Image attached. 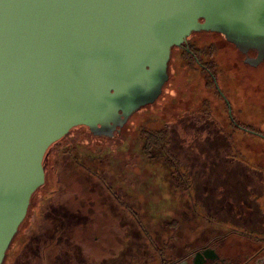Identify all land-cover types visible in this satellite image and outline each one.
Masks as SVG:
<instances>
[{
  "label": "rangeland",
  "instance_id": "obj_1",
  "mask_svg": "<svg viewBox=\"0 0 264 264\" xmlns=\"http://www.w3.org/2000/svg\"><path fill=\"white\" fill-rule=\"evenodd\" d=\"M214 48V61L202 58L209 71L217 64L209 78L213 89L196 65L178 61L175 50L164 98L132 113L125 123L130 127L120 129L125 134L109 139L77 127L48 150L46 181L20 238L33 230L38 250L21 264H104L102 250L116 244L119 257L106 264H177L214 236H224L233 258L263 246L264 139L228 129L232 116L240 129L264 133V66L245 71L239 53L222 43ZM192 110L202 117L193 123L186 115ZM166 125L173 156L161 148L145 153L138 129ZM48 228L60 232L58 250L50 248ZM69 244L80 249L71 259Z\"/></svg>",
  "mask_w": 264,
  "mask_h": 264
},
{
  "label": "water",
  "instance_id": "obj_2",
  "mask_svg": "<svg viewBox=\"0 0 264 264\" xmlns=\"http://www.w3.org/2000/svg\"><path fill=\"white\" fill-rule=\"evenodd\" d=\"M202 30L264 61V0H0V264L48 150L77 127L119 133L161 94L172 49Z\"/></svg>",
  "mask_w": 264,
  "mask_h": 264
},
{
  "label": "trees",
  "instance_id": "obj_3",
  "mask_svg": "<svg viewBox=\"0 0 264 264\" xmlns=\"http://www.w3.org/2000/svg\"><path fill=\"white\" fill-rule=\"evenodd\" d=\"M203 36H207V38H211L212 37L213 39H210V40L208 39V40L205 41L203 39ZM190 37H195L196 39L191 40ZM208 41H210V42L212 41L211 44H209L210 42H208ZM215 42L216 43L225 44L226 46H228V49L232 50V52L239 53L241 55V59H243L245 56L248 55V52H247V54L242 53L233 43L229 42L222 34L217 33V32H211V31H203V30L192 33L187 38V40L182 44V47H174L172 49V52H171L173 54V52L175 50H180L179 58H178L179 60L178 61L181 60L182 63H185L187 65H192V64L196 65L198 67L201 75H202V79H204V76L205 75L208 78V79H206L208 82L205 81V86L206 85L209 86L208 89H210V88L213 89V83L214 82H211V79H209V78L210 77L214 78V76H216V74H217L216 73L217 72L216 71L217 64H216V62L212 63V65H213L212 70L213 71H209L210 68L205 64L204 61H202V58L204 56H207L211 60V58L214 57V55H216V52H215L216 50L214 48L215 47ZM211 49L213 51L212 52H209V50H211ZM250 52L256 53V51L253 50V49H251ZM212 61H214V60H211V62ZM241 62H242V60H241ZM262 63H264V61ZM262 63H260V65L258 67H251V66H248V65L243 64V63L241 65L242 66H245L244 67L245 68V71H246V69L247 70H249V69L257 70L259 68H263V65L264 64H262ZM167 73H168V78L165 81L164 85L162 86V92L159 95V97L157 98V100L155 102H153L152 104H148V105L143 106L139 110H141V109L145 110L149 106L150 107L151 106L154 107V106H156V104L160 103V101H161L160 99H163L164 98L162 95H163V92H164V89H165L166 85L169 84L168 82H169V78H170L169 77V65H168V72ZM217 97H218V100H220V102H221V97L222 96L221 97L220 96H217ZM204 101H206V100H204ZM221 104L223 105L222 102H221ZM162 108H163V105H162V107H159V108L155 109V111L159 112V111H161ZM200 113H197L196 114L193 110L192 111H189V113L186 114L187 115V121L193 123L194 120H195V118H198V117L199 118H202L200 115H198ZM210 115H211V112L208 111V116H210ZM233 118H232V116L230 117L231 121L229 123H230L231 129H228V132L235 133V132H239L238 130H241L245 134H248L249 136L260 137L261 139H264V137H262L264 135L263 132L256 131V130H253V129L247 130L249 128V126H246V127L243 126L244 129L242 130V129L239 128L240 126H239L238 122L236 121V118H234V119ZM137 125H139V124H137ZM126 126H129V123L125 124L122 128H126ZM124 130L125 129H123L122 132H120V133L116 132V135L117 136H121V135L125 134ZM252 131L256 132L257 134L253 133ZM137 132L138 133L140 132L139 135H142L143 137H145V149H144L145 150V153L150 152V150L153 149V148H161V149H163L166 152L167 155L173 156L172 154L169 153L170 151L167 150V149H169L168 148L169 147V145H168L169 144V132H168V126L167 125L165 127L163 126V127L159 128V129L157 128L156 130H149L147 128L141 127L140 129H138ZM64 139H66V138H64ZM64 139H62V140H64ZM109 139H111V138H109ZM67 151L68 152H72L73 149L67 150ZM47 155H48V152H47L46 156ZM46 156H45V159H44V162H43V165H44V169L45 170H46V160H47L46 159ZM78 163L80 164V162H78ZM180 172H178V169L176 170V173H179L180 174ZM180 176H181L180 178H183L182 173H181ZM182 181H183V179H182ZM36 194H37V192L34 194L28 210H30L32 208L33 202L35 201ZM38 198H39V196H38ZM47 198H45V201H48ZM46 205H49V204H43L41 206V209H43ZM27 218L28 217L26 216L25 219L20 224L17 233L13 237V239H12V241H11L8 249H7V252H6V255L4 257V260H3L2 264H16V263L17 264H21L23 262H26L27 259H29L31 255H33V253H37V250H38L37 244H34V241H33V235H32L33 230H31V229L29 230V235L28 236L27 235H24L25 241H24V238L22 240L20 239L21 237H23V233H22L23 231L22 230H23V227H24V224H25V221L27 220ZM37 222H39V221H37ZM37 225L40 226V223H37ZM38 226H37L36 231L37 232L38 231L41 232V230L38 229L39 228ZM49 229L50 228H48V230ZM55 230H57V229H55ZM46 232L47 231H45L44 234ZM59 233L60 232H56L55 233L54 229L53 230L52 229L49 230L48 231V234L46 233L47 235L50 234V236H51V239H50V242L49 243L51 245L50 248H52L53 251L58 250V248H59V243H58V238L60 236ZM94 241H96V240L94 239ZM73 242H77V241L71 240V243H73ZM69 246L71 247V250H72V251H68L69 252V257L71 259V258H73V256L76 255V253L80 249H76L75 248L77 246V244H69ZM74 253H75V255H74ZM187 254H185V255H187ZM77 255H79V254H77ZM76 258H77V256H76Z\"/></svg>",
  "mask_w": 264,
  "mask_h": 264
},
{
  "label": "flooded vegetation",
  "instance_id": "obj_4",
  "mask_svg": "<svg viewBox=\"0 0 264 264\" xmlns=\"http://www.w3.org/2000/svg\"><path fill=\"white\" fill-rule=\"evenodd\" d=\"M180 47H182V45ZM250 51L251 50L248 51L247 56L250 58L256 57L257 53ZM247 56H245L242 61L244 64L251 66L244 62ZM223 238L224 236L211 237L204 244L194 248L187 255L182 256V261L177 264H264V241H262L263 246L261 245V247L257 249H251V252L246 253L241 258H233L232 255H228V253L225 252L224 246L227 245H225ZM195 254H199V256H194ZM191 256L193 257L191 258Z\"/></svg>",
  "mask_w": 264,
  "mask_h": 264
},
{
  "label": "crops",
  "instance_id": "obj_5",
  "mask_svg": "<svg viewBox=\"0 0 264 264\" xmlns=\"http://www.w3.org/2000/svg\"><path fill=\"white\" fill-rule=\"evenodd\" d=\"M117 238V236L116 237H114L113 236V238H112V236L110 237L109 236V239H106V240H109V241H112L113 240V242L115 241V243H118V242H116V239ZM125 239V238H124ZM122 241V240H121ZM110 247L112 248V249H106V250H102V252H101V258L99 259V261L100 262H102L103 260H104V258L106 257V259L108 258V260L110 259V260H113V259H116V258H118L119 257V252H118V250H119V248H120V246L118 245V244H116V245H114V246H111L110 245ZM91 248H93V247H91ZM118 249V250H117ZM99 251H101V250H99ZM105 251H106V253H105ZM104 252V253H103ZM104 255V256H103ZM105 259V261H103V262H105L104 264H106V262H107V260Z\"/></svg>",
  "mask_w": 264,
  "mask_h": 264
}]
</instances>
